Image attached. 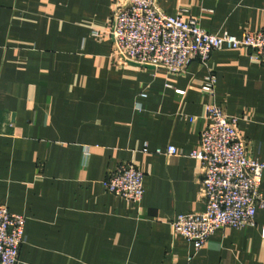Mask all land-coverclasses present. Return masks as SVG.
Wrapping results in <instances>:
<instances>
[{
	"label": "crops",
	"instance_id": "1",
	"mask_svg": "<svg viewBox=\"0 0 264 264\" xmlns=\"http://www.w3.org/2000/svg\"><path fill=\"white\" fill-rule=\"evenodd\" d=\"M157 1L213 33L264 26V0ZM114 3L0 0V203L26 218L18 264H264V210L252 225L216 229L199 251L170 226L205 210L189 154L208 104L238 118L249 155L264 162V65L247 47L214 50L179 74L118 63ZM168 146L178 155L156 153ZM125 162L143 174L137 204L103 185Z\"/></svg>",
	"mask_w": 264,
	"mask_h": 264
},
{
	"label": "built area",
	"instance_id": "2",
	"mask_svg": "<svg viewBox=\"0 0 264 264\" xmlns=\"http://www.w3.org/2000/svg\"><path fill=\"white\" fill-rule=\"evenodd\" d=\"M108 33L113 44L111 55L122 64L179 74L192 60L206 64L214 50L247 47L252 58L264 65V26L246 31L241 38L228 32L213 33L200 27L194 17L164 13L157 0H115ZM215 82L214 75L206 76L201 90L213 93ZM205 120L200 147L189 154L201 164L200 194L205 210L178 214L170 222L173 233L185 237L196 251L207 244L216 229L252 225L257 210H264V193L260 191L264 162L249 155L247 141L237 127L238 118L208 104ZM156 153L178 155L174 146ZM103 185L134 204L144 193L143 174L130 162L111 171ZM25 222V216L0 203V264H18Z\"/></svg>",
	"mask_w": 264,
	"mask_h": 264
}]
</instances>
